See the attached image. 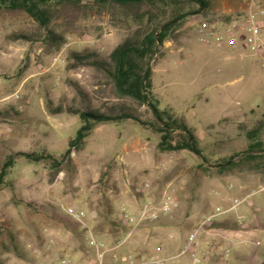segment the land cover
<instances>
[{
    "label": "rangeland",
    "instance_id": "1",
    "mask_svg": "<svg viewBox=\"0 0 264 264\" xmlns=\"http://www.w3.org/2000/svg\"><path fill=\"white\" fill-rule=\"evenodd\" d=\"M86 5L69 19L51 2L50 41L27 14L0 4V169L17 152L60 160L80 127L68 109L127 112L153 122L149 108L117 99L108 79L90 65L69 67L72 53L108 64L111 51L136 28L108 7ZM258 8L264 0H212L206 16L186 17L150 63L152 102L184 120L205 164L186 150L158 152L159 134L130 119L96 124L70 162L57 169L50 160L13 156L0 187V264H50L62 257L95 264L83 230L63 223L61 205L90 217L96 238L110 250L103 264H120L121 256L138 264L155 256L174 258L204 216L246 197L238 208L241 225L234 215L218 218L215 229L198 235L193 250L205 260L208 246L199 251L198 244L222 241L217 235L236 237L250 243L231 247L226 259L221 253L217 264H262L264 172L220 175L212 166L250 144L264 148V67L239 45L208 46L198 39L200 28H221ZM164 195L177 204L170 214L132 232L123 223L124 212L136 214L148 202L156 208ZM171 242L177 246L166 247Z\"/></svg>",
    "mask_w": 264,
    "mask_h": 264
},
{
    "label": "trees",
    "instance_id": "2",
    "mask_svg": "<svg viewBox=\"0 0 264 264\" xmlns=\"http://www.w3.org/2000/svg\"><path fill=\"white\" fill-rule=\"evenodd\" d=\"M51 2L60 5L67 17L69 14L87 8V3L102 8L108 7L112 13L119 16L121 23L131 27L136 26L132 34L111 51L108 64L94 60L88 62V58L85 56L72 53L70 57L73 59L74 65L69 67H77L82 64L90 65L108 79L117 99L127 100L136 107L149 108L154 120L152 123H147L127 112L105 114L96 110L68 109L70 113L79 118L80 127L74 138L68 142L67 150L60 160L49 154L17 152L9 156L0 169V187L7 169L12 166L13 156L24 157L30 162L50 160L52 168L57 169L61 163L70 162L71 152L81 149L96 124L117 123L125 119L133 120L144 127H150L158 133L159 142L156 145L158 152L169 154L186 150L199 157L205 164L206 161L198 148L196 137L184 120L170 109L160 110L152 102L150 63L158 53L159 46L173 37L186 17L202 14L206 16L212 0H0V4L8 12L25 13L36 21L39 27L45 31L47 40H50L49 35H54L48 30ZM186 5L195 8L192 11H183ZM169 8L170 11H166ZM59 41L62 43L63 37H60ZM212 168L220 175L235 171L264 172V148L259 143L250 144L245 152L222 160ZM62 221L66 226L80 227L69 217ZM209 227L215 229L216 223L214 222Z\"/></svg>",
    "mask_w": 264,
    "mask_h": 264
},
{
    "label": "built area",
    "instance_id": "3",
    "mask_svg": "<svg viewBox=\"0 0 264 264\" xmlns=\"http://www.w3.org/2000/svg\"><path fill=\"white\" fill-rule=\"evenodd\" d=\"M198 39L201 43L208 46L216 44L219 46L228 45L230 47H236L239 45L244 50L249 51L255 57L257 63L264 67V8L251 10L241 20H234L229 24H225L221 28L208 27V30L200 28L198 30ZM263 190L264 187L259 191ZM246 198L233 200L227 208L216 207L211 214L204 216L198 226L187 236L183 249L177 254V256H175V258L188 254L191 259V264L203 263L204 258L197 255L193 250V246L196 244L198 235L205 232L206 229H208V227L218 218L226 215H234L237 219V223L241 225L242 217L238 215V208L245 202ZM176 206L177 204L175 200L170 195H164L156 208L148 202L143 204L136 214L124 212L121 215V219L124 224L131 228L132 232L138 225L146 220H156L159 215L170 214ZM60 208L65 216L76 222L83 230L87 246L95 252V264H103L104 256L110 250L106 249V247L96 238L89 224L90 217H88L83 210L76 209L72 206L61 205ZM154 209L156 212H152ZM131 232L127 235V237L131 235ZM217 236H219L222 241L227 244V248L222 252V259L228 258L231 247H238L242 244L250 243L236 237H225L223 235ZM255 245H259V243L256 242ZM172 259L155 256L146 262L138 264H168L169 260ZM50 264L77 263H73L68 258L62 257Z\"/></svg>",
    "mask_w": 264,
    "mask_h": 264
},
{
    "label": "crops",
    "instance_id": "4",
    "mask_svg": "<svg viewBox=\"0 0 264 264\" xmlns=\"http://www.w3.org/2000/svg\"><path fill=\"white\" fill-rule=\"evenodd\" d=\"M176 246H177L176 242H174V243L171 242L170 244H166V247H170V248L176 247ZM206 246H208V256L204 260L203 263L217 264L218 255H220L226 247L225 243L220 241V240L208 241V243L198 244L195 247V249L200 251L201 249L205 248ZM167 251H168V249H167ZM128 258L129 257H127V256H121L120 264H127ZM174 258H175V256H174ZM174 262H176L178 264H190L191 261H190V258L188 256H181V257L175 258Z\"/></svg>",
    "mask_w": 264,
    "mask_h": 264
}]
</instances>
